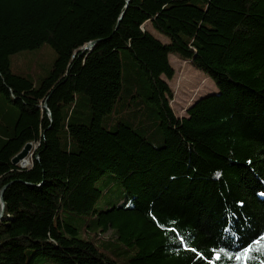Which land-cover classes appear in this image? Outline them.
Masks as SVG:
<instances>
[{"label":"trees","instance_id":"obj_1","mask_svg":"<svg viewBox=\"0 0 264 264\" xmlns=\"http://www.w3.org/2000/svg\"><path fill=\"white\" fill-rule=\"evenodd\" d=\"M44 44L38 82L12 66ZM171 54L218 88L186 117ZM3 188L0 264H193L171 228L237 251L264 231V0H0Z\"/></svg>","mask_w":264,"mask_h":264},{"label":"rangeland","instance_id":"obj_2","mask_svg":"<svg viewBox=\"0 0 264 264\" xmlns=\"http://www.w3.org/2000/svg\"><path fill=\"white\" fill-rule=\"evenodd\" d=\"M147 28L161 40L167 41V38L162 34L152 30L148 25ZM56 57L54 50L48 45L44 44L37 50L24 51L15 54L11 58L12 66L22 71L29 78L38 82V79L47 74L52 67L53 61ZM170 62L174 68V76L168 81V85L172 91L170 105L174 113L179 116L185 112V108L198 97H203L208 94H215L218 88L214 80H212L206 73L197 69L189 62L181 60L179 56L171 54L169 56ZM9 117L7 120L11 122L16 115L15 109H9ZM119 187V184L116 183ZM103 209V206H99ZM109 233L106 234L108 236ZM33 264H54L46 258H36Z\"/></svg>","mask_w":264,"mask_h":264},{"label":"snow or ice","instance_id":"obj_3","mask_svg":"<svg viewBox=\"0 0 264 264\" xmlns=\"http://www.w3.org/2000/svg\"><path fill=\"white\" fill-rule=\"evenodd\" d=\"M260 195L264 196V193H260ZM158 226L161 228L165 227L164 224H159ZM168 231L177 233L178 245L183 251L194 253L193 264H196L198 260L203 261V264H223L225 258L229 261H234V264H252V262H255V264H264V231L249 238L235 252H230L222 247H214L207 250L192 247L191 241L179 234L176 228L168 229ZM222 231H228V229H222ZM205 251L208 252V255H205Z\"/></svg>","mask_w":264,"mask_h":264},{"label":"water","instance_id":"obj_4","mask_svg":"<svg viewBox=\"0 0 264 264\" xmlns=\"http://www.w3.org/2000/svg\"><path fill=\"white\" fill-rule=\"evenodd\" d=\"M95 44L94 41L89 42L85 47L86 48H91ZM32 144L31 142H28L24 145V147L21 149L19 153H17L13 158H12V163L13 164H18L20 161H22L26 156L28 155V152L31 150ZM4 188L0 191V202H1V212L3 209V200H2V194H3ZM1 217V213H0Z\"/></svg>","mask_w":264,"mask_h":264},{"label":"built area","instance_id":"obj_5","mask_svg":"<svg viewBox=\"0 0 264 264\" xmlns=\"http://www.w3.org/2000/svg\"><path fill=\"white\" fill-rule=\"evenodd\" d=\"M32 144V148L31 150L28 152V155L26 156V158H24L22 161L19 162V165L21 167H28L31 164V159L34 156V151L36 149V147L38 146V142H31Z\"/></svg>","mask_w":264,"mask_h":264},{"label":"crops","instance_id":"obj_6","mask_svg":"<svg viewBox=\"0 0 264 264\" xmlns=\"http://www.w3.org/2000/svg\"><path fill=\"white\" fill-rule=\"evenodd\" d=\"M188 108V107H187ZM187 108H185V112H183V113H181L180 115H179V117H186L187 116V114H186V109Z\"/></svg>","mask_w":264,"mask_h":264}]
</instances>
